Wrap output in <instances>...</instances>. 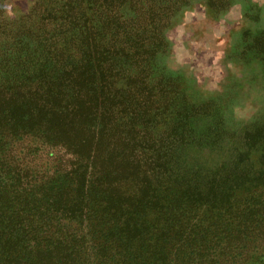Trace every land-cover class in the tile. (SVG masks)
Wrapping results in <instances>:
<instances>
[{"label": "rangeland", "instance_id": "1", "mask_svg": "<svg viewBox=\"0 0 264 264\" xmlns=\"http://www.w3.org/2000/svg\"><path fill=\"white\" fill-rule=\"evenodd\" d=\"M50 7L58 10L38 0H0V95L47 101L62 54L78 57L71 42L90 36L118 73L112 110L124 112L116 121L136 151L155 162L156 195L185 196L189 231L205 221L206 236L188 249V264H264V0H83L79 7ZM22 113L13 102L0 103V199L16 212L42 198L46 215L74 216L80 208L74 189H65L68 211L48 202L74 156L41 139L44 128ZM34 207L24 210L36 213ZM83 218L40 229L89 233L80 264H112L100 257V241ZM229 231L239 238L228 242ZM173 243L163 244L170 251L165 264L177 261Z\"/></svg>", "mask_w": 264, "mask_h": 264}, {"label": "trees", "instance_id": "2", "mask_svg": "<svg viewBox=\"0 0 264 264\" xmlns=\"http://www.w3.org/2000/svg\"><path fill=\"white\" fill-rule=\"evenodd\" d=\"M38 1L47 7L45 10H58L50 7L55 3L69 7L83 3V0ZM71 44H75L79 55L70 59L73 55L69 52L62 54L61 70L49 85L54 96L43 101L36 95L12 94L5 98L1 93L0 103H15L23 111L20 118L30 115L33 126L44 128L47 134L41 139L74 156L68 161L71 167L67 168L71 169L57 177L62 178L60 192L53 199L49 196L52 201L48 202L51 207L56 206L57 212L61 207L68 211L72 206L69 208L67 195L71 193L65 189L71 188L80 208L74 216L55 217L53 212L46 215L41 211L42 198L26 203L16 212L10 210L8 201L0 199V264H80L79 255L89 233L47 235L40 226L60 225L55 221H70L81 214L85 215L83 221H88L94 238L100 241V257L110 258L112 264H165L170 251L163 244L168 240L174 242L175 264H188V249L194 247L195 251L206 236L205 221L189 231L183 206L185 196L178 195L173 200L156 195L155 170L150 167L155 162L149 160L151 156L146 158L143 149L136 151L134 138L116 121L124 111L115 116L116 111L112 110L118 92L114 85L118 73L113 74L112 64L106 66L105 57L90 36ZM131 94L130 89L128 96ZM30 204L35 206L36 213L24 210ZM233 236L239 238L229 231L228 242Z\"/></svg>", "mask_w": 264, "mask_h": 264}]
</instances>
